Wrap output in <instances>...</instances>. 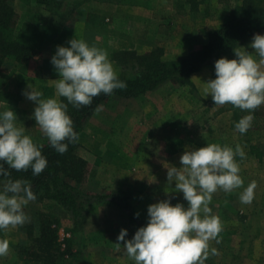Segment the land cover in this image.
Here are the masks:
<instances>
[{
	"label": "rangeland",
	"instance_id": "1",
	"mask_svg": "<svg viewBox=\"0 0 264 264\" xmlns=\"http://www.w3.org/2000/svg\"><path fill=\"white\" fill-rule=\"evenodd\" d=\"M65 1L62 10L49 12L35 1L10 0L20 22H30L29 18L38 20L45 29L54 31L37 58L47 56L54 42H66L74 34L90 45L106 49L119 74L121 69L113 59L115 52H110L114 47L134 48L141 55L156 52L163 54V59H175L181 56V46H185L199 27H215L225 11L242 2L206 0L200 10H192L197 17L192 19L178 8L177 0H169L170 3L168 0ZM29 74L35 76L31 70ZM194 92L191 87L167 82L162 89L141 99L107 106L97 118L104 129L112 124L119 128L109 133L111 145L100 135L94 143L100 147L97 151L84 150L95 164L88 165L80 187L91 194L129 193L130 215L106 202L89 206L90 214L79 227L56 203L29 202L24 210L30 221L0 232V238L9 240L8 254L0 257V264H36L25 257L21 259L17 246L27 243L24 229L38 222L40 212L50 214L57 221L54 227L63 254L60 264H134L122 242L116 244L121 229H127L126 239H131L138 228L146 226L148 206L161 200L171 199L173 205L179 202L187 206L183 194L174 192L175 184H169L167 167H182L180 157L186 149L202 148L207 143L233 148L240 145L245 157L237 158L243 187L231 193L218 190L213 194L210 207L221 218L223 230L219 243L210 242L218 255H210L205 264H264V160L259 163L250 151L251 146L264 145V132L248 130L240 134L233 120L226 124L222 118L211 116L218 105L212 100H197ZM262 108L264 105L256 110L261 112ZM206 110L208 115L202 116ZM165 116L170 117L167 124ZM225 126L230 128L227 133ZM253 181L257 184L254 199L250 204H242L239 193Z\"/></svg>",
	"mask_w": 264,
	"mask_h": 264
},
{
	"label": "clouds",
	"instance_id": "2",
	"mask_svg": "<svg viewBox=\"0 0 264 264\" xmlns=\"http://www.w3.org/2000/svg\"><path fill=\"white\" fill-rule=\"evenodd\" d=\"M67 45H58L51 57L50 63L59 77L50 80L54 96L43 98V92L30 84L22 93L36 105V125L61 155L79 138L69 105L76 109L90 106L101 94L110 96L115 90L127 88L106 49L77 37L68 40ZM248 47L254 53L239 47L234 48L235 59H218L214 64L215 78L203 82V93L211 96L215 106L231 104L248 113L235 123L240 134L252 127L254 111L264 105V35L255 34ZM103 108L101 103L94 111L99 113ZM17 120V113L11 108L0 111V177L8 178L0 181V232L29 222L25 206L37 199L31 183L11 179L10 170L31 169L33 176H38L48 167L43 145L27 135ZM244 157L240 145L233 148L207 143L202 148L186 149L180 157L182 167H167V180L175 184L174 192L183 194L187 206L179 202L173 205L171 199L149 205L146 226L138 228L131 239H126L128 230L121 229L116 244L122 242L134 264H205L210 255H218L210 242L219 243L223 230L221 218L210 207L213 194L218 190L231 193L243 187L237 158ZM256 187L253 181L243 188L239 193L242 204L253 201ZM8 251L9 240L0 238V257Z\"/></svg>",
	"mask_w": 264,
	"mask_h": 264
},
{
	"label": "trees",
	"instance_id": "3",
	"mask_svg": "<svg viewBox=\"0 0 264 264\" xmlns=\"http://www.w3.org/2000/svg\"><path fill=\"white\" fill-rule=\"evenodd\" d=\"M35 1L49 12L60 11L65 7V0H26ZM194 8L195 0H188ZM187 1V2H188ZM192 7V8H193ZM264 30V0H242L229 10L219 28L211 31H201L207 38V44L188 56L178 60L166 61L163 54L156 52L147 55L135 51L115 52L113 59L121 69L119 78L127 83L124 90H115L110 96L101 94L94 98L92 105L73 108L69 105V115L74 122V128L79 133L78 141L70 144L68 151L61 155L46 142L42 154L48 159V167L38 176H33L31 169L17 172L11 171V179H23L31 183L37 199L34 203L52 201L61 206L72 218L76 226L82 227L89 216V206L111 203L130 215V195L127 192H110L91 194L80 187L85 180L88 167L87 161L80 155L82 148L80 137L87 120L94 114L98 104L105 105L111 98L137 99L154 91L160 85L170 82L181 87H191V76L212 62L220 55L229 54L243 45L255 34ZM43 37V29L31 22H20L10 3V0H0V105L17 103L16 91L13 88V77L29 76L31 70L40 75L38 46ZM36 64V65H35ZM33 66L34 69H31ZM35 66V67H34ZM63 99V98H61ZM66 102V101H65ZM237 112L240 109H236ZM264 110V109H263ZM254 111L252 125L259 126L261 117ZM248 114L247 112L244 115ZM242 115V116H244ZM237 115L235 123L242 117ZM251 153L262 162L264 147L251 146ZM7 167V166H5ZM8 178L0 177V181ZM57 221L48 213L40 212L38 222L27 226L28 241L19 245L18 255L36 264H60L63 254L58 243Z\"/></svg>",
	"mask_w": 264,
	"mask_h": 264
},
{
	"label": "crops",
	"instance_id": "4",
	"mask_svg": "<svg viewBox=\"0 0 264 264\" xmlns=\"http://www.w3.org/2000/svg\"><path fill=\"white\" fill-rule=\"evenodd\" d=\"M187 1L188 0H177V2L179 4L178 8L181 11H183L184 14L188 15L189 18H192V19L197 18L195 15H193L192 10H195L196 12H197V10H200L201 6L205 5L206 0H195V2H197V6L199 7V8L196 7V9H193L192 8L193 6L190 3V1H188V2ZM167 2L170 3L169 0ZM234 6H236V5H234ZM230 8H232V7H230ZM230 8L227 11H225L223 13V15H221L219 17L220 21L215 27H205L204 24H203L204 25L203 27H199V29L197 30V33L194 34L193 36H190L187 39L188 42L184 43L185 46H181V48H180L181 56H179L175 59H170V60H168L167 58H164V60H166V61L178 60L180 58L188 56L191 52L198 50L200 47L207 44V38L201 34V31H211V30H215V29L219 28V26L222 24L224 19L229 14ZM172 9H174V6H173V8H171V11H172ZM186 11H187V13H186ZM28 21L36 24L37 26H39L43 29V37L41 38V41H40L39 46H38L39 55H40L42 53V50H43L44 42L46 40H48V38L53 36L54 31H50L47 28L45 29L44 25L39 23L38 20H33V19L29 18ZM259 34L264 35V30L262 32H260ZM71 37L74 38V37H77V35L73 34ZM72 38H70V39H72ZM252 38H250L243 45L240 46V47L245 48L249 53H254V49H251L250 47H248L250 45V43L252 42ZM58 45L59 46H68L67 41L66 42H54L51 45L49 54L47 56H43V59L42 58L40 59L39 57L36 59L37 62L40 63V65H39V67L41 68L40 75H38V76H36V75L31 76L30 74H28L29 76H20L19 75L15 79H13V83L15 85V91H16V95H17V103L14 105H11V104H1L0 105V111L8 110L9 108H11L12 110H14L17 113V116H18L17 124H18V126L24 127L25 133L27 135H30L34 139V141L38 144H44V143L48 142V140H47L46 136H44V134L42 133L39 125H36V122L34 120L33 112H34V108L36 105L33 102L26 99V97L22 93L25 90H27L28 85L30 84L34 88H36L37 90L43 92V94H44L43 98H49V97L54 96L55 89H54V85L51 83L50 80H56L59 77H58L53 65L50 63V61H51V57H52V55H54L56 47ZM194 48H196V49L194 50ZM118 51H135V49L128 47L126 49L121 48L119 50V47H114V50L110 51V52H111V54H113L114 52H118ZM177 52H179V51H177ZM222 57H227L230 60L236 58L234 55V50L232 52H230L229 54L220 55V56L216 57L212 62L205 64L199 72H197L191 76V83L193 85V88H191V89H193L195 91L194 93L196 95H194V96L196 97L197 100L198 99L200 100V98L203 100H206V101L212 100L210 95L208 97H206L204 95V93H203V87H204L203 82H206L209 79L215 78L214 64L218 59H220ZM110 58H111V56H110ZM262 67H264V66H262ZM166 84L167 83L160 85L154 91L149 92L146 95L141 96L140 98H137V99H141L142 97L148 96L149 94H152V93L156 92L157 90L162 89V86H164ZM191 98H192V100H194L193 96ZM133 100H136V99H121V98L113 97V98H111V100H109L104 105V108H106L107 106L110 107L113 103H125V102H130ZM176 102H177V104H180V101L178 100V95H176ZM236 109L237 108L232 106L231 104L218 105V107L214 108L215 111H213L211 113V116H213V118H215V117L222 118L225 121V123L228 124L231 120H233L235 122L237 115H240V114L244 115L243 111L240 110L237 112ZM263 109L264 108H262L261 112L258 111L259 113H257V115L259 117H261V122L263 121L262 119L264 117V110ZM128 112L133 113V111L129 110V109H128ZM208 112L209 111L206 110L202 116H207ZM102 113H103V111H101L99 113L94 112V114L87 120V122L84 126V130H83L81 137H80V144L82 146V148L80 150V155L87 161L88 165L89 164L94 165L95 160L94 161L90 160L84 154V150L85 151H87V150L88 151H94V152L97 151L100 147L98 145H95L94 143L97 141L96 137L100 136V135H103V137H102L103 141H106L111 145V143L109 142V133L113 129L115 131H117V128H119L116 126L114 127L113 124L108 125L106 129L100 127L99 123H97V121H98L97 118H99ZM244 113H245V111H244ZM168 118H170V117L165 116V123L166 124L168 122ZM226 127H228V126H225L224 129L227 133V130L230 128H226ZM250 130L254 131V132H264L263 122L260 123L259 126L252 125V127L249 129V131ZM256 146H258L260 148L264 147V145H256ZM250 149H251V147H250ZM254 158H255V160L257 159L256 156ZM258 162L261 163L259 160H258Z\"/></svg>",
	"mask_w": 264,
	"mask_h": 264
}]
</instances>
